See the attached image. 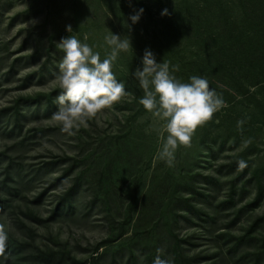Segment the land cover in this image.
Returning a JSON list of instances; mask_svg holds the SVG:
<instances>
[{"label": "rangeland", "instance_id": "obj_1", "mask_svg": "<svg viewBox=\"0 0 264 264\" xmlns=\"http://www.w3.org/2000/svg\"><path fill=\"white\" fill-rule=\"evenodd\" d=\"M171 6L165 0L154 18ZM157 30L132 0H0V223L8 233L0 264H154L157 249L172 264H264V84H252L263 71L234 68L243 95L238 75L214 72L215 57L179 52L183 45ZM109 31L131 39L132 51L113 64L128 95L68 136L52 119L64 55L56 44L76 36L104 59ZM145 49L179 65L182 82L206 78L227 104L191 147L178 148L172 167L159 158L165 122L140 104L132 75Z\"/></svg>", "mask_w": 264, "mask_h": 264}, {"label": "clouds", "instance_id": "obj_2", "mask_svg": "<svg viewBox=\"0 0 264 264\" xmlns=\"http://www.w3.org/2000/svg\"><path fill=\"white\" fill-rule=\"evenodd\" d=\"M142 12L143 9H140L128 19L135 24ZM167 14V9L161 13L162 16ZM66 31L72 32L70 25L66 27ZM106 43L111 47V52L104 59H101L100 53L94 51L93 47L82 43L76 36L62 38L56 44L64 55L56 77L61 89V93L56 97L59 107L53 113L52 119L58 122L61 131L68 136L76 135L81 127L87 128L89 120L128 95L125 84L116 78L113 64L121 52L132 51L131 39L110 32ZM179 70V65L173 66L163 61L157 63L151 50L145 49L141 67L132 73L144 93L140 104L153 117L165 122L167 136L162 137L159 158L169 167L175 164L178 148L191 147L197 129L211 121L222 108L227 107L222 95L210 87L206 78L191 76L189 82L185 83L174 75ZM245 122L238 121V129L242 131ZM251 143L249 138L243 141V146L247 147ZM237 164L240 170L248 167L243 159ZM7 246L8 233L5 225L0 223V258L5 261L8 259ZM157 252L154 264H172L171 259L161 258L163 249H157Z\"/></svg>", "mask_w": 264, "mask_h": 264}, {"label": "trees", "instance_id": "obj_3", "mask_svg": "<svg viewBox=\"0 0 264 264\" xmlns=\"http://www.w3.org/2000/svg\"><path fill=\"white\" fill-rule=\"evenodd\" d=\"M132 1L135 6L147 11L149 21L157 27L161 38H166L167 42L175 39L177 46L183 45L179 52L186 53L192 48H198L200 55L195 57H200V61L202 58L215 57L217 64L214 72L221 70L228 73H223L222 80L234 79L235 74L238 75V91L242 90L243 95L246 94L245 86L235 67L237 70L243 69V65H251V70L254 67L261 68L262 81H253L252 84H264V0H169L172 6L167 10L168 14L159 16L158 20L154 18L157 14H152V11L159 12L165 0L161 3L159 0H148L149 6L144 5V0ZM232 58L239 59V63L230 66L229 59ZM196 64V61L193 62V65ZM222 84L220 80V87L217 88H221ZM129 89L139 94L131 84ZM129 151L124 150L121 158L123 164L130 167L131 158L127 159Z\"/></svg>", "mask_w": 264, "mask_h": 264}]
</instances>
